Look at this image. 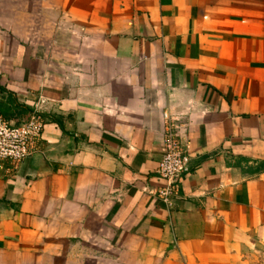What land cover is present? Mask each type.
I'll return each mask as SVG.
<instances>
[{
    "label": "crops",
    "instance_id": "0c3cea01",
    "mask_svg": "<svg viewBox=\"0 0 264 264\" xmlns=\"http://www.w3.org/2000/svg\"><path fill=\"white\" fill-rule=\"evenodd\" d=\"M0 87L45 122L0 169V264H264V0H0Z\"/></svg>",
    "mask_w": 264,
    "mask_h": 264
},
{
    "label": "built area",
    "instance_id": "2783aa9c",
    "mask_svg": "<svg viewBox=\"0 0 264 264\" xmlns=\"http://www.w3.org/2000/svg\"><path fill=\"white\" fill-rule=\"evenodd\" d=\"M163 120L162 155L156 173L166 180V185L157 191V197L169 206L171 199L178 194L182 180L190 172V157L177 118L165 111ZM44 124L37 110L19 123L10 122L0 113V169L14 167L31 155L42 136Z\"/></svg>",
    "mask_w": 264,
    "mask_h": 264
},
{
    "label": "trees",
    "instance_id": "16d2710c",
    "mask_svg": "<svg viewBox=\"0 0 264 264\" xmlns=\"http://www.w3.org/2000/svg\"><path fill=\"white\" fill-rule=\"evenodd\" d=\"M1 89H2V88L0 87V90H1ZM15 105L18 106L20 109L24 108L23 105H19V104H15ZM0 113L3 115L4 118H6V119L8 120V118H7V116H6V113H4V112L1 111V110H0Z\"/></svg>",
    "mask_w": 264,
    "mask_h": 264
}]
</instances>
